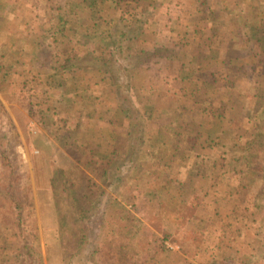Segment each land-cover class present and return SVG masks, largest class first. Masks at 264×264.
Wrapping results in <instances>:
<instances>
[{"label": "rangeland", "instance_id": "rangeland-1", "mask_svg": "<svg viewBox=\"0 0 264 264\" xmlns=\"http://www.w3.org/2000/svg\"><path fill=\"white\" fill-rule=\"evenodd\" d=\"M122 17L140 47L179 52L131 77V172L135 127L111 62L94 65ZM0 65V264H87L78 221L99 202L97 264L120 237L126 264H240L238 0H0Z\"/></svg>", "mask_w": 264, "mask_h": 264}, {"label": "trees", "instance_id": "trees-1", "mask_svg": "<svg viewBox=\"0 0 264 264\" xmlns=\"http://www.w3.org/2000/svg\"><path fill=\"white\" fill-rule=\"evenodd\" d=\"M122 18L114 22L113 28L108 29L104 35L107 46L109 47V55L105 61H95L94 65L97 63L105 64L111 62L108 69L112 75L111 81L113 80L114 83L118 84L116 86L119 88L115 93L118 100H120L122 108L127 112L135 127V137L131 139L129 145L130 152L126 154L125 159L116 167L118 170L121 169L126 170L125 172H131L130 166H133L134 163L132 154H136L138 152L136 149L143 145L145 141L144 137H142L145 132V126H143V120L141 118L143 113L141 108L135 103V96L131 94V77L134 73H138V71L142 70L145 63H149L153 59L173 58L174 55L179 52H176L172 46L160 47L155 50L140 47L136 38L138 31L141 30V26L133 22H128L125 18ZM40 43H42V46L40 49H37V57L40 58L39 63L41 62V65L45 67L49 64L48 69H50L53 58L56 55V47H54L52 42L46 39ZM100 67L102 68L103 66ZM151 67V64L148 65V68ZM67 70L68 69L63 68V71ZM7 78L8 73L2 65L0 67V81L5 82ZM101 205L102 203L100 204V202L93 205L78 221L81 233L78 237L76 255L82 257L87 264H97L98 256L101 262L103 261L98 244L102 235L106 233L109 212L106 207H102ZM123 231L124 230H122V232ZM117 241L118 240H116V242ZM116 242L112 246L115 251L114 264L119 261L122 264L131 263L133 259L138 257V253H135L129 258L127 257L128 260L125 261V254L128 256L129 243L126 242V237H120V242L122 244L120 242L116 244ZM142 261L143 259L140 258V262ZM219 264L225 263L219 262Z\"/></svg>", "mask_w": 264, "mask_h": 264}, {"label": "bare ground", "instance_id": "bare-ground-1", "mask_svg": "<svg viewBox=\"0 0 264 264\" xmlns=\"http://www.w3.org/2000/svg\"><path fill=\"white\" fill-rule=\"evenodd\" d=\"M10 66H11V64H9ZM2 65H0V67H1ZM4 67H6V65H3Z\"/></svg>", "mask_w": 264, "mask_h": 264}]
</instances>
